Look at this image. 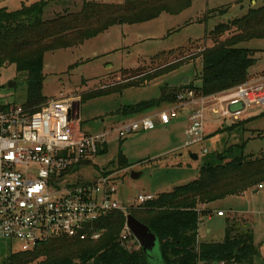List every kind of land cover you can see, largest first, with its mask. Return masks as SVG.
<instances>
[{"label": "trees", "instance_id": "16d2710c", "mask_svg": "<svg viewBox=\"0 0 264 264\" xmlns=\"http://www.w3.org/2000/svg\"><path fill=\"white\" fill-rule=\"evenodd\" d=\"M193 1L124 0L123 4H108L85 0L79 12L65 11L52 20L44 19V10L50 0H37L12 12L0 8V70L14 66L19 74L27 75V96L23 106L31 113L36 112L48 102L43 95L45 53L80 46L115 26L149 22L162 14L177 16L189 9ZM207 38L214 46L206 47L196 56L202 65L198 75L200 86L188 84L179 89L164 85L158 98L127 105L114 115L129 119L163 105L178 104L179 94L184 90L209 96L246 84L251 80L250 71L257 63L259 52L241 46L264 40V6L249 8L243 17L217 25ZM183 65L181 60L154 71L140 69L131 74L125 71L124 83L84 95L82 103L143 87L177 72ZM6 108L8 106H0V110ZM245 123L246 120L240 121L226 130L237 129ZM247 142L233 145L222 153H208L196 180L129 211L156 235L159 243L156 261L150 262V253L146 254L133 236L122 241L127 219L123 212L114 211L95 223V230L102 231L97 241L55 239L31 252L11 254L4 264H254L258 251L253 232L243 219H226L225 236L221 242L198 241L200 220L211 214V211L202 209L203 205L264 185V154L246 155ZM107 153L108 144L99 145L97 158ZM97 166L96 162L87 161L72 172L82 169L96 171ZM126 168L128 162L120 154L118 170ZM105 170L98 169L95 177H80L79 183L91 184L113 174V171ZM129 241L133 242V249L126 247Z\"/></svg>", "mask_w": 264, "mask_h": 264}, {"label": "rangeland", "instance_id": "374dc122", "mask_svg": "<svg viewBox=\"0 0 264 264\" xmlns=\"http://www.w3.org/2000/svg\"><path fill=\"white\" fill-rule=\"evenodd\" d=\"M50 1L44 10L45 20H52L65 11L77 13L85 0ZM87 1L124 3V0ZM33 2L36 0H0V8L6 7L12 12L19 10L22 3L31 5ZM261 6H264V0H194L189 9L177 16L162 14L149 22L115 26L80 46L45 53L43 95L48 101L60 98L71 101L73 117L80 121L83 133L90 136L109 133L108 153L98 157L96 165L99 170L113 171L111 176L118 190L116 199L124 201L128 207H136L139 195L149 194L157 198L163 193H170L174 188L196 180L199 168L207 158L202 155L200 147H195L191 150L200 158L191 161L190 151L183 148L190 107L179 108L168 128L158 125L154 131L135 133L127 139L119 137L118 131L124 119L117 118L114 113L127 105L158 98L160 88L164 85L179 89L188 84L200 86L198 75L202 65L196 56L206 47L214 46L207 38L208 33L219 24L243 17L249 8ZM225 9L227 11L224 13ZM241 47L257 49L259 52L257 63L250 71L253 74L251 80L264 77V40H255ZM181 60L184 65L180 70L148 85L82 103L84 95L124 83L125 71L128 74L140 69L144 72L154 71ZM26 80L27 75L19 74L14 66L1 69L0 105L22 106L27 96ZM12 81L16 83L13 89L9 87ZM180 105H163L154 111H169ZM263 114L264 107H251L240 120H246L245 125L231 131L226 129L240 121L209 115L204 147L215 154L248 141L246 155L264 154ZM120 154L128 162L126 169L118 170ZM98 169L91 172L82 169L75 176L95 177L99 173ZM133 172L141 173L142 176L134 180L131 177ZM256 188L246 191L243 197L245 190L234 198L211 204L212 209L224 212L225 218L221 220L216 214L211 218L209 225L212 234L209 240L223 241L228 214L242 215L249 221L247 227L253 232V242L258 251L254 264H264V186L258 189L257 194ZM201 236H205L203 227ZM126 247L133 249V242L129 241ZM149 255L152 258L150 262L157 260L155 257L159 256V243Z\"/></svg>", "mask_w": 264, "mask_h": 264}, {"label": "built area", "instance_id": "2783aa9c", "mask_svg": "<svg viewBox=\"0 0 264 264\" xmlns=\"http://www.w3.org/2000/svg\"><path fill=\"white\" fill-rule=\"evenodd\" d=\"M264 77L228 91L205 96L184 90L178 108L123 124L121 139L139 132L154 131L159 124L170 125L181 107H190L183 148L193 152L204 147L209 115L238 122L253 107H264ZM0 110V264L11 254L31 252L49 241L68 238L97 241L98 219L114 211L126 219L131 209L156 198L139 195L136 207L116 199L112 176L83 185L72 172L84 162H96L99 145L107 144L104 133L90 136L73 117L71 101H48L36 112L24 106L4 105ZM218 217L225 213L219 211ZM132 236L125 224L122 241Z\"/></svg>", "mask_w": 264, "mask_h": 264}, {"label": "water", "instance_id": "95a60500", "mask_svg": "<svg viewBox=\"0 0 264 264\" xmlns=\"http://www.w3.org/2000/svg\"><path fill=\"white\" fill-rule=\"evenodd\" d=\"M16 85L15 82H10L9 87L14 88ZM196 154H191V159L194 161L198 160ZM142 176L141 173L133 172L131 174L132 179L138 180ZM126 225L130 230L132 236L140 245V248L146 253L149 254L153 252L157 247L158 239L156 235L151 231V229L145 224L138 221L134 216L129 215L126 220Z\"/></svg>", "mask_w": 264, "mask_h": 264}, {"label": "crops", "instance_id": "0c3cea01", "mask_svg": "<svg viewBox=\"0 0 264 264\" xmlns=\"http://www.w3.org/2000/svg\"><path fill=\"white\" fill-rule=\"evenodd\" d=\"M37 1V0H36ZM49 1V0H48ZM34 3V2H33ZM255 2H253V4H254ZM50 4V3H49ZM48 4V5H49ZM3 5V4H2ZM21 5H23V3L21 4ZM27 5V4H26ZM1 8H6V7H2L1 6ZM7 9V8H6ZM252 50H255V51H258L257 49H252ZM251 75H253V74H251ZM1 107L2 106H4V105H0ZM159 113V112H158ZM158 113H156V111H151V112H149V113H147V114H141V115H137V116H134V117H132L131 119H135V120H138V119H140V118H145V117H150V116H155V115H157ZM135 120H128V119H124L123 121H122V126H123V124H125V123H128L129 121H135ZM174 120V119H173ZM172 123V122H171ZM171 125V124H170ZM170 125H167V126H163V125H161V124H159V126H161V127H163V128H168ZM207 125H208V123H207ZM188 126V125H187ZM187 128V127H186ZM184 141H185V139H184ZM190 153V157H191V154H196V153H193V152H189ZM209 153H210V151H209ZM198 157H199V155L198 154H196ZM200 158V157H199ZM198 158V159H199ZM191 161H194V160H191ZM262 186H264V185H262ZM262 186H260V187H258V188H256L255 190V194H257L258 193V189L259 188H261ZM246 195V192H245V194H243L241 197H243V196H245ZM234 198V197H233ZM229 199V198H228ZM211 205H203L202 206V209L203 210H209V211H211V214L208 216V217H205V218H202L201 220H200V223H199V227H198V241L199 242H211L210 240H209V237L211 236V234H212V228L210 227V225H209V222H210V220H211V218L216 214L217 215V213L219 212L218 210H216V209H212L211 207H210ZM234 214H236V213H234ZM238 214H236V215H233V213L231 214V215H229L228 214V218H235V217H241V218H243L247 223H249V221L244 217V216H242V215H238ZM221 220L223 219V218H225V216L224 217H219ZM247 223H246V225H247ZM225 225H226V221H225ZM202 227L204 228V231H205V236L204 237H202L201 236V230H202ZM225 230H226V227H225Z\"/></svg>", "mask_w": 264, "mask_h": 264}]
</instances>
